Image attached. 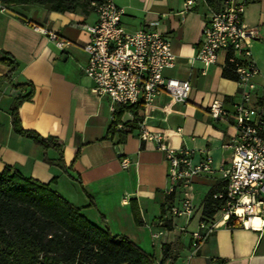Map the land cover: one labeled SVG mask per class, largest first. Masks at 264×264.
<instances>
[{
  "label": "crops",
  "instance_id": "crops-1",
  "mask_svg": "<svg viewBox=\"0 0 264 264\" xmlns=\"http://www.w3.org/2000/svg\"><path fill=\"white\" fill-rule=\"evenodd\" d=\"M112 1L123 9L124 29H154L170 39L175 65L163 74L191 85L183 105L162 92L151 106L125 110L120 119L132 115L135 126L143 122L148 129L163 132L165 146L192 149V164L210 156L213 170L193 178V214L187 218L170 212L185 193L180 187L166 191L164 152L135 132L110 128L109 99L92 93L93 82L81 70L87 61L84 25L93 24L96 15L79 8L57 12L40 3L0 2V59L18 63L11 71L10 65L0 62V171L10 165L25 177L49 183L88 221L128 237L154 257V264L162 259V264H264V227H228L220 212L210 219L202 215L205 195L221 181L218 168L229 154L224 144L234 131L230 123L212 119L208 105L218 98L230 110L240 93L234 79L222 76L223 57L206 68L192 58L208 6L201 0H193L189 7L186 0ZM243 22L254 30L251 52L263 74L255 82L264 96V0L246 5ZM37 27L57 31L68 45L60 50ZM29 91L30 98L19 106L21 126L51 138L61 152L14 131L11 105L17 95ZM60 155L62 164L56 162ZM123 157L129 163L125 169L120 165ZM133 205L141 224L134 220ZM213 221L217 226L212 232L204 238L193 236L204 234L200 225ZM253 222L259 223L256 218ZM154 233L158 237L153 238Z\"/></svg>",
  "mask_w": 264,
  "mask_h": 264
},
{
  "label": "built area",
  "instance_id": "built-area-1",
  "mask_svg": "<svg viewBox=\"0 0 264 264\" xmlns=\"http://www.w3.org/2000/svg\"><path fill=\"white\" fill-rule=\"evenodd\" d=\"M208 6L204 15L199 48L192 57L206 68L223 57V67L230 68L240 89L239 101L227 109L223 100L214 98L208 105L210 117L230 123L234 129L224 147L228 157L218 168L222 189L213 194L221 201L217 212L228 227L261 230L264 227V96L259 93L256 77H263L251 52L254 30L243 22L246 5L254 0H201ZM194 4L186 0V7ZM212 4V5H211ZM95 22L84 25L88 39L83 44L87 61L81 67L93 85L90 90L98 97H107L113 112L120 106H151L156 97L166 92L178 104H185L191 85L188 80L165 77L163 71L175 65V55L168 37L157 30L140 28L126 30L121 25L123 9L112 0L95 6ZM55 45L63 50L68 41L57 31L37 27ZM130 110V109H128ZM130 119L121 118L114 124V132L136 133L142 141L155 143L164 152L167 164L168 193L176 187L184 190L179 206L170 207L176 216L191 217L192 182L201 172L212 171L210 156L205 154L197 164H192L194 151L188 147H167L166 135L148 129L143 122L136 126ZM123 157L120 165L128 167ZM259 223H254L253 219ZM232 220V222H231ZM205 233L194 232L195 238H204L212 232L217 222L201 224ZM153 238L158 234H152Z\"/></svg>",
  "mask_w": 264,
  "mask_h": 264
},
{
  "label": "trees",
  "instance_id": "trees-1",
  "mask_svg": "<svg viewBox=\"0 0 264 264\" xmlns=\"http://www.w3.org/2000/svg\"><path fill=\"white\" fill-rule=\"evenodd\" d=\"M105 0H0L4 4L40 3L57 12L79 8L89 14ZM16 70L18 63L0 59ZM222 76L235 80L230 68ZM31 91L17 95L11 105V122L16 133L44 147H60L49 137L24 129L20 123L19 106L29 99ZM135 108L116 105L110 128L125 110ZM61 152V151H60ZM62 164V156L56 161ZM55 181V178L52 179ZM222 181L212 187L203 199V219L218 211L221 201L213 194L222 189ZM136 224H141L136 205L132 206ZM232 222V220H231ZM166 253H164V258ZM163 261V259H162ZM162 261L158 264H162ZM152 255L121 234L88 221L71 204L50 187L49 183L25 177L10 165L0 171V264H154Z\"/></svg>",
  "mask_w": 264,
  "mask_h": 264
}]
</instances>
